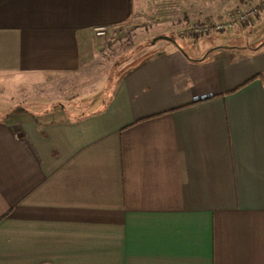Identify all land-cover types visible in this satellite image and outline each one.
I'll list each match as a JSON object with an SVG mask.
<instances>
[{"label":"crops","instance_id":"crops-1","mask_svg":"<svg viewBox=\"0 0 264 264\" xmlns=\"http://www.w3.org/2000/svg\"><path fill=\"white\" fill-rule=\"evenodd\" d=\"M135 8L0 0V75L76 73ZM217 36L156 42L97 112L0 116V264H264V13Z\"/></svg>","mask_w":264,"mask_h":264},{"label":"rangeland","instance_id":"rangeland-1","mask_svg":"<svg viewBox=\"0 0 264 264\" xmlns=\"http://www.w3.org/2000/svg\"><path fill=\"white\" fill-rule=\"evenodd\" d=\"M235 1L136 0L132 22L99 39L94 58L78 72L27 77L0 75V116L20 112L21 116L31 113L42 120L61 121L97 112L123 71L144 59L153 45L164 41L153 44L154 39L167 36L184 45L182 39L185 38L229 37L220 36L229 32L199 36L180 35V31L193 25L226 20L236 7L232 10L230 7L226 16L222 14L228 4L232 6Z\"/></svg>","mask_w":264,"mask_h":264},{"label":"built area","instance_id":"built-area-1","mask_svg":"<svg viewBox=\"0 0 264 264\" xmlns=\"http://www.w3.org/2000/svg\"><path fill=\"white\" fill-rule=\"evenodd\" d=\"M261 12L264 13V0H259L258 3L247 7H239L232 11L228 18L221 22L205 23L193 25L189 28L180 31V35H198L204 36L211 33L225 34L230 32L232 29L239 28H250L252 27L259 18ZM110 34V28L107 26L96 27L94 29L95 37L103 39L108 37ZM209 95L203 96L202 99H207Z\"/></svg>","mask_w":264,"mask_h":264},{"label":"water","instance_id":"water-1","mask_svg":"<svg viewBox=\"0 0 264 264\" xmlns=\"http://www.w3.org/2000/svg\"><path fill=\"white\" fill-rule=\"evenodd\" d=\"M158 40H167V41H171L172 43H176V41L174 39L167 37V36L158 37V38L154 39L152 41V43L155 44Z\"/></svg>","mask_w":264,"mask_h":264},{"label":"trees","instance_id":"trees-1","mask_svg":"<svg viewBox=\"0 0 264 264\" xmlns=\"http://www.w3.org/2000/svg\"><path fill=\"white\" fill-rule=\"evenodd\" d=\"M173 39V38H172Z\"/></svg>","mask_w":264,"mask_h":264}]
</instances>
